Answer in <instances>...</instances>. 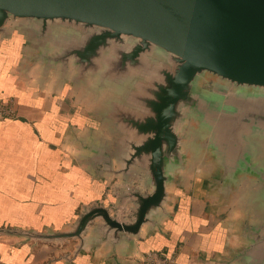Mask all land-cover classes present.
Wrapping results in <instances>:
<instances>
[{
  "label": "water",
  "instance_id": "95a60500",
  "mask_svg": "<svg viewBox=\"0 0 264 264\" xmlns=\"http://www.w3.org/2000/svg\"><path fill=\"white\" fill-rule=\"evenodd\" d=\"M14 36L40 86L72 88L103 127L92 164L117 189L65 228L0 235L132 255L199 163L241 197L224 264H264V0H0V39Z\"/></svg>",
  "mask_w": 264,
  "mask_h": 264
},
{
  "label": "crops",
  "instance_id": "0c3cea01",
  "mask_svg": "<svg viewBox=\"0 0 264 264\" xmlns=\"http://www.w3.org/2000/svg\"><path fill=\"white\" fill-rule=\"evenodd\" d=\"M21 47L19 37L0 39V99H14L17 109L16 117L0 119V228L58 230L84 207L114 200L116 177L95 173L90 150L100 130L92 128L103 127L86 103L55 81L40 86L36 69L23 66ZM209 173L194 166L169 204L173 217L162 231L136 239L139 252L116 256L100 246L73 257L76 239L0 235V264H142L149 251L166 257L164 264H224L227 248L238 243L241 197L228 202L206 181Z\"/></svg>",
  "mask_w": 264,
  "mask_h": 264
},
{
  "label": "built area",
  "instance_id": "2783aa9c",
  "mask_svg": "<svg viewBox=\"0 0 264 264\" xmlns=\"http://www.w3.org/2000/svg\"><path fill=\"white\" fill-rule=\"evenodd\" d=\"M17 116V109L14 99H0V119L14 118ZM166 257H162L156 251H149L145 254L142 264H164Z\"/></svg>",
  "mask_w": 264,
  "mask_h": 264
},
{
  "label": "rangeland",
  "instance_id": "374dc122",
  "mask_svg": "<svg viewBox=\"0 0 264 264\" xmlns=\"http://www.w3.org/2000/svg\"><path fill=\"white\" fill-rule=\"evenodd\" d=\"M82 103H84V104H85L86 102H85V101H82Z\"/></svg>",
  "mask_w": 264,
  "mask_h": 264
}]
</instances>
